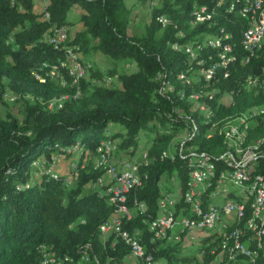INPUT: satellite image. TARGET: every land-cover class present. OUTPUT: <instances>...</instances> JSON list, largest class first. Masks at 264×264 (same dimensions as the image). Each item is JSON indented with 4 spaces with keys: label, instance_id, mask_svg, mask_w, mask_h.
Returning a JSON list of instances; mask_svg holds the SVG:
<instances>
[{
    "label": "trees",
    "instance_id": "obj_1",
    "mask_svg": "<svg viewBox=\"0 0 264 264\" xmlns=\"http://www.w3.org/2000/svg\"><path fill=\"white\" fill-rule=\"evenodd\" d=\"M47 1L48 18L37 10L36 0H0V99L10 91L21 105L19 117L0 114V264H42L43 247L56 253L63 264L70 260L76 264L82 250H89L86 264H106L108 245L117 249V242L114 247L112 241L102 243V226L114 215L116 205L94 188L107 169L92 162L84 166L87 149L99 156L105 153L106 143L111 154L117 149L135 155L142 134L150 147L136 166L141 183L128 194L133 219L123 221V231H140L146 251L163 262L215 264L211 251L199 262L182 256L183 242L150 243L148 229L158 216L163 192L174 190L171 178L186 188L192 168L189 152L207 153L210 162L223 168L218 161L227 148L219 130L228 118L256 115L249 142H261L263 156L255 173L264 176V48L242 63L247 55L242 38L249 26L247 14L241 15L246 3L139 0L150 3V22L142 34L131 35L133 8L128 0ZM195 5L206 6V11L194 12ZM74 11L75 18L69 20ZM77 24L84 28L70 35V27ZM53 28L68 30L65 45L43 41ZM224 36L229 37L224 44L231 47L225 66L220 51L204 48L199 53L205 71L218 65L206 77L211 80L204 89L199 85H205V77L189 72L194 64L189 55L174 48ZM67 48H77L81 61L92 65L88 79L78 85L71 69L62 66ZM98 54L113 67L96 66ZM121 62L130 66L121 71ZM106 77L114 79L112 86L98 84ZM251 80L259 85L246 90ZM191 96H198L200 102L191 101ZM55 101L59 103L51 108ZM210 114L215 118L209 121L212 124L207 119ZM213 122L219 129L208 136ZM184 124L189 152L180 154L174 147L183 139ZM115 125L118 128H112ZM76 146L82 154L75 161L70 177L76 178L70 184V178L53 170L52 155L70 156ZM249 217L248 209L241 229H246ZM173 239L170 234L165 241ZM119 243L124 251L112 252L118 259H111V264H123L130 252L122 236ZM258 261L264 264V250H259Z\"/></svg>",
    "mask_w": 264,
    "mask_h": 264
},
{
    "label": "bare ground",
    "instance_id": "obj_2",
    "mask_svg": "<svg viewBox=\"0 0 264 264\" xmlns=\"http://www.w3.org/2000/svg\"><path fill=\"white\" fill-rule=\"evenodd\" d=\"M40 1L41 3H46V5H48L47 0ZM200 12L204 13V11ZM41 13L43 12L41 11ZM242 13H247V6H245L244 12ZM247 16L249 24H254L256 22V26L260 28V33L264 34V0H256V6L251 10L250 14H247ZM61 29H65L64 36H62V44H66L69 39L68 30L66 28ZM247 36L248 28L243 34L242 46L247 51H249V44L245 43L244 40L247 38ZM222 37H216L213 39L210 38L206 40L204 39L205 41L199 43L196 46L194 44H190V46H180L175 47L174 49H183V51H186V54L189 55V61L193 63L194 58H196V60L199 59V53L202 49L212 48L214 50L220 51V59L222 61V65L225 66L227 62L225 55L231 52V47L230 45L224 44V41L229 37ZM47 42L56 45V39H48ZM218 42H220V44ZM263 48L264 45L252 47V52L261 50ZM77 51L78 50L76 48H67L64 56V65H62L63 67L71 69V75L75 76L74 83L76 85L80 83V80L78 79V74H75L73 72L72 63H74L75 66L80 69L81 77H85L86 74V64L85 66L82 65L83 62L81 63V61L79 60ZM216 66L218 67V65ZM216 66L206 71V77H209L211 74H213L214 70L216 69ZM55 73H52V75L56 76ZM207 79L209 80V78ZM253 85L254 88H257L259 85V81L253 80ZM248 86L250 87V83L248 84ZM229 99L230 98H228L227 100L228 102ZM191 101L198 102L199 97L191 96ZM223 102L225 103L224 100ZM196 108H198V106ZM199 109L203 112H208L209 110L205 106H199ZM255 116L256 115L253 114L250 116H240L230 119L228 118L224 121V125L219 130L220 134L224 138V143L227 148L225 149V151L228 150L229 155H236V157H234V161H226L224 155L220 157V160L218 159V162L223 167L222 169L220 168V170L224 171L226 174L217 175V183L224 185V188H216V194L209 192V190L205 188H196L194 194H188L189 204H197L198 202L200 207L207 208V210H211L213 214L220 216H231V220L225 221L224 231L223 228L209 227L206 229H189V233L186 234V238L190 234H195L198 238H200L204 234H207L204 239L199 240L198 242L195 240L196 242L194 241V243H196L197 245H206V252L211 251L210 253H212V255L215 257V264H258L259 250H261V252L262 250H264V176L261 177V174L255 172L253 174H242V172H238L241 171V164H244V159H250L252 157L261 158V156H263V153L259 150L261 142H249L250 130L252 125H254L252 119ZM207 119L209 122L213 121V119L215 118H213V115L210 114L208 115ZM210 127L211 128H209V130L206 132L208 136H211L219 129V127H217V124H214V122L213 125ZM106 145L105 147L103 146V148H105V153H101L103 156V160H101V163L107 164L109 172L112 173L113 170H116L109 164L110 162L108 163L112 148ZM195 149L196 148H194V150ZM208 159L206 155H199L196 158H190V165L192 168L189 173H203L204 166L216 165L210 162ZM134 166V170H131V180L133 182V185L128 188V194H130V191L133 188L138 187L141 183V179L139 178L137 173V164ZM99 187L103 188V190L105 188H107V190H111V183L105 184L104 179L100 178ZM180 189L182 188L177 182V184H174L173 191L163 192V200H166L168 202L160 203L161 213L164 214V216H168V219H173L174 224H181V217L179 215V211H186L187 215L186 217L182 218V225L187 226V228H195L197 227V220H202V211L195 208H187V201H182V203L181 201H176L178 200V197H180ZM96 190L99 191V188H96ZM218 195H222V197H220L219 199ZM232 208H238L237 212H234L233 215ZM248 209L250 210V217L248 221L246 220V229L243 230L240 228V224ZM132 212L133 211H131L127 207V205H123V215L125 216L123 217V221L132 220ZM123 221L122 232L120 236H122L126 244L129 246V253H134L137 255V257L135 258V264L163 263V261L156 259L153 254H150L146 251V247L144 245L143 239L141 238L140 231H136L134 233L136 240H133V234L123 231ZM108 222L118 223V215L116 212ZM154 230H156L155 222H153L148 229V232L151 236L150 243H156L158 241L161 242L163 240V236L159 235L158 232H154ZM105 231L109 232H103L102 228V243L107 244L108 242L112 241L111 246L114 247L116 242H114L113 236H117L116 224H105ZM170 234L175 239L174 232H165V240ZM251 246H255L256 249H251ZM42 253V264H63L61 258L59 259L56 253L50 252V250L46 247H43ZM215 253H218V256L215 255Z\"/></svg>",
    "mask_w": 264,
    "mask_h": 264
},
{
    "label": "built area",
    "instance_id": "obj_3",
    "mask_svg": "<svg viewBox=\"0 0 264 264\" xmlns=\"http://www.w3.org/2000/svg\"><path fill=\"white\" fill-rule=\"evenodd\" d=\"M243 1L246 3L247 13H241L242 16H244V14H250L251 10L256 6V0H243ZM48 6L49 5H46V3L38 5V8H40V10L44 13L46 18L49 17V15L46 13V9ZM197 11H206V6L195 5L194 12ZM64 30L65 29H60V28L52 29L53 33L47 32L46 39H43V41H48V39H56V45H65L62 44V36H64ZM244 40L245 43L249 44V51H246L247 55L242 58V63H248L251 60L252 47L264 45V34L260 33V28L256 26V22L254 24H249L248 36ZM218 43L220 44V42ZM183 46H190V44H183ZM218 61L220 64V60ZM72 64H73V72L75 74H78V79L80 81L88 79V77H81L80 69L77 68L74 63ZM189 72H197L201 76H204L205 85H199V86H202L204 89L209 88V80L206 78L204 60H196V58H194V64H192V67H190ZM253 89H254L253 80H251L250 87L249 89L246 90L252 91ZM183 126H185L183 127L184 138L181 139L180 142H178V145L174 147L175 150H177V147H179L180 154H183V152L188 151L187 147L185 146V143L189 133L187 132L186 125L184 124ZM146 147L140 148L142 149V157L145 154ZM199 155H208V154L207 153L195 154L189 152L187 158H196ZM220 155H224L226 161H234V157H236V155H229L228 150L224 151ZM142 157L127 158L125 160H121L123 162L120 163L119 161L116 162V170H113V172L110 174L111 190H103V188H100L99 178L93 183L95 184V188H99V193L101 195L109 197L110 201L112 203H115L116 213L118 215V223H109L106 221L104 223V226H102L103 232H109V231H105V224H116V228H117V236H113L114 242H117V249H110V245H108V250L106 252L107 254L106 264H111V259H118L113 255L112 252L116 250L117 253L119 251H124L123 243H119V236L122 232V221H123V217H125L123 215V205H128L127 204L128 188L131 185H133V182L131 180V170H134V161H140ZM259 159L260 158H254V157L250 159H244V164H241V171L238 172H242V174H253L254 172H257ZM224 174L226 173L224 171H221L217 165L204 166L203 173H188V178L186 181V189H180V197H178V200L176 201H187V208H195L202 211V220H197V227L195 228H187V226L182 225V218L186 217V211H179V215L181 217V224H174L173 219H168V216H164V214L161 213L160 202H168V201L159 199L158 202L159 213L156 219L153 220V222L156 223V230H154V232H158L159 235L163 236L164 243L186 242V234L189 233V229H206L209 227H217V228H223L224 231L225 221L231 220V216H220L213 214L211 210H207V208L200 207L198 202L197 204H189L188 201V194H194L196 188H205L209 190V192L216 194V188H224V185L217 183V175H224ZM262 176L263 174H261V177ZM171 182L172 184H177V180L174 177L171 178ZM218 196L219 199L220 197H222V195H218ZM237 210L238 208H232V215L234 212H237ZM165 232H174L175 240H173V242H166ZM132 237L133 240H136L134 232ZM187 243H192V250H194L196 254L197 261L202 262L204 257L206 256V245H197L194 242H187ZM88 252L89 250H82L80 259L76 264L88 263ZM136 257L137 255L134 253H126V260H128V262L131 264H135ZM70 264H73L71 260H70ZM161 264H169V263L165 260V262Z\"/></svg>",
    "mask_w": 264,
    "mask_h": 264
},
{
    "label": "rangeland",
    "instance_id": "obj_4",
    "mask_svg": "<svg viewBox=\"0 0 264 264\" xmlns=\"http://www.w3.org/2000/svg\"><path fill=\"white\" fill-rule=\"evenodd\" d=\"M37 4H43L41 3L40 0H36ZM128 4L130 7L133 8V17H132V24H131V28H130V34L131 35H136V34H142L145 30V26L150 22V8L151 5L150 3H143L139 0H128ZM38 8V6H37ZM39 12H41L40 8L37 9ZM76 12L74 11L73 13L70 14L69 16V20H72L75 18ZM84 28V26L82 24H77V25H73L70 27V35H74L76 32L82 30ZM78 50V49H77ZM82 54L78 53V57L79 60L81 61V56ZM94 62L96 64V66H98L99 68H101L102 70H107L108 68H112L113 67V63H111L105 56H103L102 54H98L95 59ZM82 63V61H81ZM83 66H85V64L82 63ZM90 64H86L85 69H86V74L85 77L89 76V72L88 69L90 67H92V65ZM130 66V64L125 63V62H121L118 65L119 70L121 71H125L127 69V66ZM56 74V73H55ZM99 85H105V86H112L114 84V79L111 77H106L104 78V80L102 82H98ZM109 84V85H108ZM2 99H0V114L2 116H6L7 114H13L14 116L19 117L20 115V102L18 101V97L15 96L14 94H12L10 91H6L3 95H2ZM57 103H59L58 101H55L53 103V106H51V108H54V105H56ZM112 128H118V126H112ZM110 129L106 131V135L110 134ZM184 138V136H183ZM121 141V139H117L115 143H119ZM149 139L147 138L146 135L142 134V138H141V142H140V146H139V150L135 155H131L129 152L127 151H117V149H113L112 154L110 155V158L108 160V163L116 169V162L119 161L123 162L121 160H125L127 158H136V157H142V147H146L145 149V154L144 156L141 158L144 159V157L146 156V152L148 151L150 144H149ZM106 145V143H104ZM149 144V145H148ZM108 146V144L106 145ZM72 155H52V165H53V170L56 172V174H58L59 176H65L69 179V183L71 184L75 178L76 175L71 178L70 176L72 175L73 169L75 168V161L80 159V156L82 154L81 149H79L76 146V149H74L72 151ZM87 157L84 160V166H87L89 162H92V164L96 167H103L105 169H107L106 174L104 175L103 179H104V183L105 184H110V172L108 169L107 164H102L101 160H103V156L99 154L98 156V152H93V150L91 148L87 149ZM102 158V159H101ZM140 160V161H141ZM140 161H134V165H138V163ZM46 162V161H45ZM41 167L40 165H37L36 168ZM135 167V166H134ZM39 175H35V178H37ZM107 177V178H106ZM106 179V180H105ZM165 183V181H164ZM73 184V183H72ZM95 188V187H94ZM96 189V188H95ZM164 192H168V191H164ZM207 236V234L201 236L200 238H198L197 236L194 237V241L196 240L197 242L199 240L204 239ZM195 241V242H196ZM183 245L184 247V253L182 256H186L187 258H194L196 257V254L194 252V250H192V244L191 243H187L184 242ZM123 264H131L128 262V260H126V258L123 260Z\"/></svg>",
    "mask_w": 264,
    "mask_h": 264
},
{
    "label": "crops",
    "instance_id": "obj_5",
    "mask_svg": "<svg viewBox=\"0 0 264 264\" xmlns=\"http://www.w3.org/2000/svg\"><path fill=\"white\" fill-rule=\"evenodd\" d=\"M79 47V46H78ZM77 49V48H76ZM80 49V48H79ZM81 54V53H80ZM82 56V55H81ZM196 235L195 234H190V235H188V237L186 238V241L187 242H194V237H195ZM192 244V243H191Z\"/></svg>",
    "mask_w": 264,
    "mask_h": 264
}]
</instances>
